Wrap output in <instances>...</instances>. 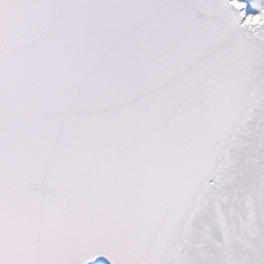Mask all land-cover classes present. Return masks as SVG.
Returning a JSON list of instances; mask_svg holds the SVG:
<instances>
[{"label":"snow or ice","instance_id":"snow-or-ice-1","mask_svg":"<svg viewBox=\"0 0 264 264\" xmlns=\"http://www.w3.org/2000/svg\"><path fill=\"white\" fill-rule=\"evenodd\" d=\"M0 264H264V0H0Z\"/></svg>","mask_w":264,"mask_h":264}]
</instances>
